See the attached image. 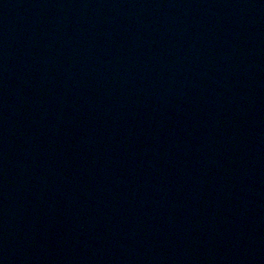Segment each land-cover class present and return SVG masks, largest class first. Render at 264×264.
<instances>
[{
  "label": "water",
  "instance_id": "95a60500",
  "mask_svg": "<svg viewBox=\"0 0 264 264\" xmlns=\"http://www.w3.org/2000/svg\"><path fill=\"white\" fill-rule=\"evenodd\" d=\"M0 264H264V0H0Z\"/></svg>",
  "mask_w": 264,
  "mask_h": 264
}]
</instances>
